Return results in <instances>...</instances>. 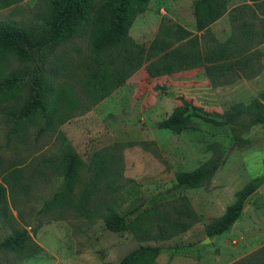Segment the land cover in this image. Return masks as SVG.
Masks as SVG:
<instances>
[{
  "label": "rangeland",
  "instance_id": "1",
  "mask_svg": "<svg viewBox=\"0 0 264 264\" xmlns=\"http://www.w3.org/2000/svg\"><path fill=\"white\" fill-rule=\"evenodd\" d=\"M51 1L0 0V24H18L42 40ZM197 1L151 0L130 36L149 46L164 19L198 33L207 62L235 59V32L247 19L239 9L253 2L223 0L215 19L197 31ZM258 14L260 19L252 23L264 19V10ZM91 31L90 26L79 31L31 62L22 63L12 55L0 60V80L22 79L13 91H0V182L6 177L14 185L12 189L5 184L9 213L0 216V264H119L140 247L163 248L152 263L145 264H237L260 255L264 249V108L252 117L231 116L224 127L193 118L182 134L160 129L159 124L181 105V98L205 112L220 114L234 104H249L264 93V70L254 78L213 87L202 68L153 79L143 67L97 103L84 86L92 55ZM257 49L264 65V43ZM36 79L49 90L48 127L49 120L39 114L26 120L15 116L31 100ZM219 152L224 163L208 188L177 187V173L191 172ZM68 153L83 162L70 184L63 173ZM97 159H106L100 183L89 170ZM255 179L262 182L240 219L225 234L210 238L207 226L223 216L237 192ZM182 198L188 199L197 218L182 220L188 230L178 233L174 224ZM112 212L125 216L136 230H108L105 217ZM163 224L169 230L167 238L160 239ZM17 230L31 237L34 253L1 248Z\"/></svg>",
  "mask_w": 264,
  "mask_h": 264
},
{
  "label": "trees",
  "instance_id": "2",
  "mask_svg": "<svg viewBox=\"0 0 264 264\" xmlns=\"http://www.w3.org/2000/svg\"><path fill=\"white\" fill-rule=\"evenodd\" d=\"M101 1L52 0L50 15L47 18V32L42 40L18 24H0V60L12 55L22 63L31 62L36 55L47 49H56L73 39L79 31L90 26L92 55L87 65L89 75L84 86L95 96L97 103L108 98L143 67L153 79L202 68L213 87L227 86L241 79H251L264 70L263 54L257 49L264 43V19L260 24L252 23L260 19L258 12L264 10V0H250L253 6L239 9V13H244L247 19L235 32V59L219 63L206 61L198 33L182 25L167 24L164 19L161 21L157 37L149 46L136 42L130 36V30L137 17L149 10L151 0H108L100 4ZM222 1L196 2L194 16L197 31L204 29L215 19ZM21 80L20 77L0 80V91H13ZM39 80L36 79L34 82L31 100L24 104L15 116L19 120H26L39 114L49 120L46 126L48 127L52 118L47 103L49 90L41 87ZM180 100L181 105L159 124L160 129L182 134L193 118L224 127L230 124L228 118L231 116L252 117L264 108V93L247 105L244 103L232 105L224 114L205 112L185 98ZM13 132H10L9 137ZM223 158V153H220L191 172L177 173V187L208 188L223 165ZM105 160L97 159L89 167L98 183L102 182L106 174ZM82 165V160L76 154L68 153L65 156L63 173L69 184L76 178ZM17 182L15 178V183ZM261 182V179L252 180L237 192L235 202L227 208L225 214L207 226L206 232L210 238L221 236L231 229L240 219L247 200L256 192ZM7 183L12 189L14 187L6 177L0 182V216H7L9 213L5 186ZM180 200L183 205L176 210L177 219L174 224L178 233L188 230V224L182 220L197 218L188 199ZM105 223L106 228L115 233L136 230L132 222L116 212L106 215ZM159 230L160 239L167 238L169 230L167 226L160 225ZM172 236L171 234L170 237ZM1 248L17 254L34 253L32 248L37 250L28 233L18 230L2 242ZM162 250V247H140L124 257L119 264L152 263ZM259 253L261 254L237 264H264V249Z\"/></svg>",
  "mask_w": 264,
  "mask_h": 264
},
{
  "label": "water",
  "instance_id": "3",
  "mask_svg": "<svg viewBox=\"0 0 264 264\" xmlns=\"http://www.w3.org/2000/svg\"><path fill=\"white\" fill-rule=\"evenodd\" d=\"M209 240H211V239H209Z\"/></svg>",
  "mask_w": 264,
  "mask_h": 264
}]
</instances>
